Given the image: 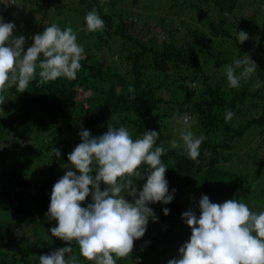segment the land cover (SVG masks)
Masks as SVG:
<instances>
[{
  "label": "trees",
  "instance_id": "16d2710c",
  "mask_svg": "<svg viewBox=\"0 0 264 264\" xmlns=\"http://www.w3.org/2000/svg\"><path fill=\"white\" fill-rule=\"evenodd\" d=\"M173 1V16L181 17L188 13V8H198L200 18L208 22L211 28L212 38L233 41L236 47L216 51L214 39L198 34L192 28L188 30L191 40L184 42L163 26L161 31L169 37L161 44L155 37H149V29H145L144 35L135 37L131 35L133 24L128 15L120 10L116 17L111 13L113 7L123 4V0H27V8L35 18L31 25V29L35 30L34 35L42 33L52 23L61 28L71 26L78 30V42L85 48L86 55L74 80L58 78L41 84L37 74L24 92L20 93L13 87L5 94L7 101L0 113V143L13 145V141L24 153L35 150L45 158L49 151L53 153L52 149L56 148L61 151V156H53L38 185H34L26 172L13 171V175L20 176L19 179H10L5 188L0 189L1 229H7L4 223L9 225L12 219L17 226L18 218L22 222L20 226L27 221L25 219H29L28 225L33 229L50 227L44 217L50 205L51 191L54 184L65 175L67 166H70L68 154L81 142L78 133L87 129L92 136L98 137L107 132L109 125L126 126L134 138L142 135L145 130L158 131L160 135L157 144L163 143L168 149L161 159L168 167L165 175L168 176L169 189H176L169 204L159 203L154 208L158 219L155 222L151 220V231L146 234V230V235L134 243L137 252L118 260V264H162L165 263L163 261L167 263L172 258H179L177 255L171 257L170 253L162 258L159 247L164 242H174L172 246L176 247L185 243L184 237L179 233L174 234L172 230L173 225L180 224L178 219L182 213L193 207L182 197V191L188 187L196 190L198 186L213 202L247 200L262 208L264 188L258 183L262 178L260 170H264V158L257 155L248 161L247 165L258 164L256 177L249 179L242 171L228 166L231 158L227 153L233 149L236 140L245 138L249 133L258 130L264 134V69L257 66L253 76L242 80L239 88H230L224 81V67L236 57L243 58L249 50L246 42L241 44L236 40V31L244 30L243 27L248 23L247 20L238 21L237 14L264 0ZM146 2L149 0L133 1L135 5ZM55 3L57 12L52 17L50 6ZM0 4L3 7L0 16L5 13L14 15L24 7L21 0L8 6L4 0H0ZM93 8L105 21L103 30L98 31V34L88 32L85 28L84 17ZM41 14L42 17L37 19ZM16 19L10 21L16 26H25L24 23L15 22ZM45 19L48 20L47 25ZM176 28L181 29L178 26ZM262 32L264 34V29ZM118 38L121 49L119 51L118 48L116 53L113 44ZM103 45L109 47L107 52H104ZM108 53L117 54V60L113 62L115 66L113 63L110 65L105 55ZM202 56L213 58L211 60L218 71L209 72ZM172 85L185 91L190 113L203 121L209 133L222 132L224 135L221 142L205 140L197 161L191 160L181 149L171 146V138L165 135L164 126L160 123L162 118L158 119L165 102L160 92L165 88L170 89ZM81 93H89L90 105L79 100ZM226 110L234 112L230 121H225ZM23 126L35 135V144H21L18 136ZM45 140L49 141L47 145ZM40 142L46 145L45 151L39 150ZM9 158V155H5L4 162ZM146 175L147 170L144 172ZM87 200L91 201V196ZM165 207L170 209L168 215L163 212ZM193 210L196 211V208ZM12 230L15 231L13 227ZM41 233L44 234L43 231ZM43 241L40 238L31 242L29 238V242L22 245V253L12 252L0 245V264H39V258H31L30 250L42 247L45 255L56 250L52 241ZM73 249L79 250L75 243ZM23 254L30 257L24 263ZM80 264L91 262L81 261Z\"/></svg>",
  "mask_w": 264,
  "mask_h": 264
},
{
  "label": "clouds",
  "instance_id": "9594fccd",
  "mask_svg": "<svg viewBox=\"0 0 264 264\" xmlns=\"http://www.w3.org/2000/svg\"><path fill=\"white\" fill-rule=\"evenodd\" d=\"M84 21L88 32L102 31L105 26L95 8L86 13ZM15 29L14 22L0 16V105L7 101L9 89L24 92L38 69L41 84L76 79L86 55L78 42V30L52 23L32 37L34 42L25 51L26 39L13 36ZM248 39L246 31H236L239 43ZM256 69L248 54L234 58L224 67L228 86L239 88ZM233 116V111L226 110L225 121ZM78 135L81 142L68 154L70 166L54 184L46 213L49 220L57 221L50 229L52 236L69 246L41 255L39 264H80L73 243L79 256L91 264H118L132 256L134 241L144 236L149 220L158 219L149 205H166L174 198L176 189L169 191L168 167L161 159L168 149L157 144L158 131L145 130L134 138L124 125H109L98 137L87 129ZM180 140L182 144L172 140L171 146L197 161L204 137L194 134L187 114L182 117ZM52 152L61 156L59 149ZM145 170L146 182L138 188L136 180L144 178ZM89 196L91 202L81 206ZM196 208L199 214L193 209L182 213L191 229L190 239L179 248V258L167 264H264V210L255 211L238 199L215 203L207 195L201 196ZM169 211L163 209L165 215Z\"/></svg>",
  "mask_w": 264,
  "mask_h": 264
},
{
  "label": "rangeland",
  "instance_id": "374dc122",
  "mask_svg": "<svg viewBox=\"0 0 264 264\" xmlns=\"http://www.w3.org/2000/svg\"><path fill=\"white\" fill-rule=\"evenodd\" d=\"M17 0H4V2L9 5V3L14 4ZM23 1L24 7L19 11L16 12L14 15L13 13L3 14V19L5 22H9L10 20H13L15 17L17 18L15 22L24 23L25 26L19 27L16 26L15 31L13 32V36H24L26 39L25 44V51L27 50V47L31 46V44L34 42L32 40V37L34 36L35 30L31 29V25L34 23L35 18L31 16V11L27 8V0H21ZM134 0H123V4H120L118 6H115L112 8V15L114 17L117 16L118 11L124 12L128 15L130 23L133 24V27L131 28V35L133 36H142L145 33V29H149V37L153 38L155 37L158 42L161 44L165 38H168L169 36L166 34V32L161 31L162 26L166 28V30L169 28L170 33H175V37L178 38L181 42L184 41H190L191 37L188 32L190 28L197 32L198 34L206 35L207 38H212V32L211 28L208 24V22H204L203 19L200 18L198 14V8H188L187 12L184 13L181 17L173 16L175 15L174 11V1L173 0H149L147 3H141L139 5H135L133 3ZM56 5L52 4L50 6V15L53 17L54 13H56ZM3 9V7L0 4V11ZM238 21H246L247 25L244 26V30L249 35V39L245 42L249 46V50L245 52V54H248L251 59L257 64V66L264 69V34L262 30L264 29V2L256 4L254 7L248 8L246 11L239 12L238 14ZM11 16L10 20L8 19ZM42 17L41 15H38L37 19ZM8 19V20H7ZM241 19V20H240ZM48 20L45 19L44 23L47 25ZM250 23V24H249ZM170 24V25H169ZM30 26V27H29ZM171 26V27H170ZM180 27L181 29L176 30L177 27ZM168 27V28H167ZM240 30V31H241ZM21 33V34H20ZM98 34V32H96ZM119 39V38H118ZM214 39L216 42L214 47L216 48V51L221 50H229L234 49L236 46L233 43V41H228L224 39ZM112 43V42H111ZM111 43L109 45H111ZM103 44V43H102ZM104 52H107L108 46H104ZM114 50L116 49V53L121 49L120 45V39L117 40L113 44ZM115 53H108L105 54L106 57H108V61L110 65L115 62L117 59V54ZM119 54V53H118ZM114 56V57H113ZM202 59L205 62L206 68L211 73H215L218 71V68L214 66V63L209 56H202ZM115 66V64L113 63ZM122 69V68H121ZM37 70V74H38ZM253 76V74H252ZM219 77L221 78V73L219 74ZM225 82L227 80L224 79ZM191 86H194L192 84ZM264 91V90H262ZM89 93H81L79 100L83 101L84 104L90 105L89 102ZM160 97L163 98L165 102L162 104V111L159 112V118H162V121L160 120V123L164 126V133L165 135L169 136L172 140H176L179 143L182 144V141L180 140V130L182 127V117L187 114L190 117V123L192 127V131L196 136H203L204 141L205 140H211L213 142L222 141L224 138V135L222 132H216V133H209L207 131V128L204 126L203 121L197 117V115H192L188 109L187 102V96L185 94V91L178 88L177 86L174 87L173 85L170 87V89H162L160 92ZM173 102V103H171ZM192 106V104H190ZM3 105H0V113H2ZM183 109V112L181 110ZM34 134L30 133V130H27L25 126H23L19 132V139H21V144H30L33 145L34 141ZM264 134H260L258 130L254 131L253 134H248L245 138L238 139L233 144V149L230 150L227 154H229L231 161L228 162V166H231L233 170L242 171L247 178L253 179L257 175V169L258 164L252 163L248 164V161L252 159V157L257 156L264 158ZM203 141V142H204ZM13 145H9L6 143H0V189L5 188L7 185V182L12 180L13 178H18L20 176L13 175L14 170H18V172H26V175H29V179L33 181L34 185H38L39 182H41V179L44 177V174L47 172L49 168V162L54 158V153H50L49 151L47 154L48 156L45 158V156H40L38 153L34 151H29L27 153H24L21 151L18 147V145H14V142L11 141ZM46 142V143H45ZM49 141H44V143L47 145ZM171 143V142H170ZM35 144V143H34ZM43 145V142H40L38 146H40L39 150L45 151V146ZM8 153V154H7ZM22 154V155H20ZM9 155V159L7 162H4V156ZM12 155V156H11ZM77 174H78V170ZM260 174L262 176L260 183H258L261 187L264 188V170H260ZM166 179H167V175ZM19 179V178H18ZM146 182V177L144 176L143 179H137L136 185L138 188H142V185ZM244 186V184L242 185ZM259 186V187H260ZM104 186L102 185V188ZM197 189L191 190V187H188L187 189H184L182 192L184 193L182 197L187 200L189 205H193L192 209H195L196 205L198 204L200 198L202 195H205L202 190L199 189V187H196ZM33 190V189H31ZM172 189H169L171 192ZM90 197V196H89ZM27 198L30 200L29 196ZM130 199V198H129ZM210 199V198H209ZM28 200V201H29ZM211 200V199H210ZM91 201L87 200L83 202V206H86L87 203ZM194 202V203H193ZM213 202V201H212ZM215 202V201H214ZM247 203L250 208H252L255 211H261L264 210V202L262 205V208L257 203H251L250 201H241ZM215 203H220V201H216ZM157 203L150 204L149 206L154 210V208L157 207ZM188 211V210H187ZM197 214H199L198 209L196 208ZM155 212V210H154ZM156 216L157 213L155 212ZM12 218V217H11ZM24 222L22 226L20 224L22 223L20 219L18 218V225L16 226L15 221L12 219L10 221L9 219V225H4L7 227V229L3 228L1 229L0 226V245L3 246L5 249H10L12 252L22 253V245L25 244V242H29V238L31 242L37 241L38 239H43L44 241H52L54 244L53 247L57 249L61 247H65V245L68 244V242L62 241L61 239L57 237H53L51 234L50 229L52 227L57 226V221L55 220H49L47 216L44 217V220L50 224V227L47 229L44 227L39 228V230L35 227L31 228L28 225L29 219ZM180 222L179 225H173V232L174 234L179 233L181 234V237L183 236L185 239V242H187L190 239L191 235V229L189 226H187L184 223V220L182 216L178 219ZM151 219L149 220V227H147V232L151 231ZM9 226V227H8ZM16 226V227H15ZM5 227V228H6ZM12 227L15 231L12 230ZM41 231L44 232L41 233ZM31 234V235H30ZM35 234V235H34ZM145 234V235H146ZM45 238V239H44ZM19 242L17 243V241ZM139 240V239H138ZM135 240L134 243H136ZM43 241V242H44ZM174 242H164L160 247L159 251L161 253V257L165 258L167 257V253L171 254V257L173 256H179V246L176 247L175 245L172 246ZM21 246V247H20ZM59 246V248H58ZM135 246V244H134ZM49 250H51L49 248ZM32 257L31 258H39L41 255H45V250L41 247L38 250H30ZM73 251L77 254L79 261L87 262V260L81 256H79V250ZM133 252H137L135 247H133ZM29 254V253H28ZM28 254H23L22 262H27L30 257H28ZM163 261V260H162ZM167 264L166 261H163Z\"/></svg>",
  "mask_w": 264,
  "mask_h": 264
}]
</instances>
